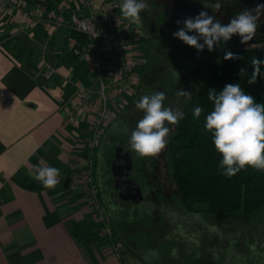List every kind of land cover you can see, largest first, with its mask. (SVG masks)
Segmentation results:
<instances>
[{"label":"crops","instance_id":"1","mask_svg":"<svg viewBox=\"0 0 264 264\" xmlns=\"http://www.w3.org/2000/svg\"><path fill=\"white\" fill-rule=\"evenodd\" d=\"M17 18L0 14V264H151L127 242L116 253L110 239L84 243L70 233L77 222L100 235L87 189L71 179V163L86 156L89 137L88 114L77 124L65 119L76 80L70 48L78 39L51 25L22 31ZM44 47L58 71L51 80L35 75ZM33 165L61 169L55 189L34 179ZM21 178L39 187L24 188Z\"/></svg>","mask_w":264,"mask_h":264},{"label":"rangeland","instance_id":"2","mask_svg":"<svg viewBox=\"0 0 264 264\" xmlns=\"http://www.w3.org/2000/svg\"><path fill=\"white\" fill-rule=\"evenodd\" d=\"M148 1L146 0V3ZM179 1L161 0L160 2L164 8H170L179 14ZM140 30L144 38L152 34L146 9L141 13ZM220 47L264 50V43L241 44L240 40L231 38L226 43L216 46L214 51L209 52L205 47L203 51L197 52L195 48L188 49L181 44L140 42L132 50V53L139 52L136 54V64L133 66L137 77L136 86L138 87L144 78L146 84L151 85L148 95L155 91H164L167 94L166 106L175 107L178 101H180L179 105H183L187 100L183 98L178 100L175 95L177 90L182 88L190 92L195 91L213 64L216 49ZM145 67L147 71L143 73L142 68ZM135 91L136 89L123 106L113 108L109 121L102 126L103 134L92 153L87 149H90L92 138L90 121L93 115L86 116L89 131L85 146L86 156L71 163L72 182L76 186L82 183L87 189L90 208L100 227L99 236L110 239L113 247V244L123 247L120 241L127 242L136 253L151 264H224L221 259L224 252L230 256L225 264H264V210L260 212L261 214L240 222L232 219L220 221L216 216H210L203 211L188 216L187 213L181 212L182 210H176L178 207L173 208L171 198L176 193V186L172 179L167 146L155 157H140L128 144L131 130L143 115L139 111L132 114L133 118L131 115L127 116L129 107H132L135 99ZM167 126L170 128V136L175 125ZM120 147V152H126L132 158V169H127L123 177L139 186L142 202L123 198L116 185L120 177L114 174L116 171L112 170V166L113 163L115 166L118 165L115 161V153ZM95 159L97 174L101 178L105 174L108 176L106 183L103 182V190L108 192L105 198L108 196L112 200V203H106L109 207L104 205L97 190L99 187L94 176ZM89 170L91 175L88 173ZM124 183L126 184V181ZM91 189H94L96 197ZM95 199L100 202L98 212L93 207ZM121 204H126L123 206L132 213L127 220L117 219L119 238L113 236V225L107 212L109 209L117 211L118 205L122 206ZM197 207L201 208V206Z\"/></svg>","mask_w":264,"mask_h":264},{"label":"trees","instance_id":"3","mask_svg":"<svg viewBox=\"0 0 264 264\" xmlns=\"http://www.w3.org/2000/svg\"><path fill=\"white\" fill-rule=\"evenodd\" d=\"M25 1L28 5L39 7L46 12L53 8V0ZM160 1H148L146 11L152 34L148 38L142 37L138 43L181 44L189 49L192 47L173 37V33L183 27V24H177V21H183L189 16L195 17L201 10H206L217 20L227 24L233 16L245 8L253 10L254 14L259 17L256 34L248 42L264 43V9H257L256 7L258 4L264 3V0H180L179 14L170 8H164ZM215 3L220 4L218 9L208 6ZM74 36L79 41H84L81 35L74 33ZM233 38L240 39L238 36H233ZM225 51L238 53L242 59L225 60ZM147 57H149L148 53ZM253 57L264 59V50L231 47L216 49L214 62L201 80L200 85L192 92L191 100L185 101L183 105L180 104L184 118L171 130L168 137L167 154L171 165L172 179L176 186V193L171 198V203L173 208L178 207L176 210H182L181 212L187 213L188 216L191 213L203 211L210 216H216L220 221L232 219L241 222L261 214L260 212L264 210V171L245 167L231 178L220 174L221 170L218 165L221 157L211 143V134L204 131V117L212 109V104L207 98L208 89L220 91L225 84L240 83L245 92L252 95L257 103H264V79L258 77L255 84L247 83V78L252 72L251 60ZM73 60V77L89 86L90 74L86 64L74 58ZM241 68L246 71L240 73ZM142 71L145 73L146 67L142 68ZM146 83L143 78L136 88L133 105L129 107L130 110L127 112L128 117L139 112L135 108V102L142 95H148L151 85ZM179 103L180 101L177 102V104ZM196 105L204 108V113L199 119L192 116V109ZM96 167L95 159L94 176L99 187V195L104 205L109 207L106 203H112V200L107 196L106 202L105 194L108 192L106 190L104 192L99 183L101 178L97 175ZM102 178L106 183L108 176L105 174ZM18 183L27 189L39 187L28 178H21ZM119 205L117 211L109 209L107 214L113 225V236L120 238V232L117 230L119 227L117 219L127 220L132 211L123 206L126 204ZM197 206H201V208ZM134 221L135 219L132 220V222ZM69 231L77 240L84 243H94L106 239L88 232L77 222H72L69 225ZM221 259L222 263L225 264L230 256L224 252Z\"/></svg>","mask_w":264,"mask_h":264},{"label":"clouds","instance_id":"4","mask_svg":"<svg viewBox=\"0 0 264 264\" xmlns=\"http://www.w3.org/2000/svg\"><path fill=\"white\" fill-rule=\"evenodd\" d=\"M208 6L218 9L220 4ZM147 7L146 0H122L120 13L124 19L135 23L141 19V13ZM256 7L264 9V3ZM258 18L253 10L245 8L224 24L208 11L201 10L195 17L177 21L183 27L175 31L173 37L195 48L197 52L203 51L205 47L211 52L233 36H238L241 44L252 40L258 28ZM224 59L240 60L242 57L238 53L225 51ZM251 68V75L247 78L250 85L255 84L258 77L264 79V59L253 57ZM245 71L244 68L240 69V73ZM175 95L178 100L183 98L190 101L192 98V92L182 88ZM207 98L212 109L204 117V131L211 134V143L221 157L218 165L220 174L231 178L245 167L264 171V103H257L240 83L225 84L220 91L208 89ZM166 99L164 91H155L150 95H142L135 102V108L143 115L131 130L128 144L140 157L160 154L168 143L170 128L167 125H177L184 118L180 105L166 106ZM202 113V106L193 107V118L199 119ZM32 175L44 188L55 189L60 183L61 169L33 165Z\"/></svg>","mask_w":264,"mask_h":264},{"label":"built area","instance_id":"5","mask_svg":"<svg viewBox=\"0 0 264 264\" xmlns=\"http://www.w3.org/2000/svg\"><path fill=\"white\" fill-rule=\"evenodd\" d=\"M121 3L122 0H60L46 12L28 5L25 0H0V14L17 13L21 19L12 20L22 31H31L38 25H51L55 30L66 28L84 38V41H72L70 51L74 59L86 64L90 85L79 80L73 82L74 97L65 110V119L74 124L85 113L93 115L88 152L98 145L103 134L102 126L109 121L113 108L123 106L137 87L133 68L136 55L132 50L143 37L140 20L133 23L124 19L120 13ZM57 73L44 47L41 65L35 75L51 80ZM91 192L96 197L94 189ZM93 207L100 211L98 199ZM113 245L119 253L120 246Z\"/></svg>","mask_w":264,"mask_h":264},{"label":"flooded vegetation","instance_id":"6","mask_svg":"<svg viewBox=\"0 0 264 264\" xmlns=\"http://www.w3.org/2000/svg\"><path fill=\"white\" fill-rule=\"evenodd\" d=\"M130 158H131V156H130ZM127 160H128V153L117 151L115 153V161L118 162V165L115 166V163H113V166H112V170L116 171V173H118V175L120 177L118 180L119 183H117L116 185L120 189V194L122 197H126L128 195L130 196L131 194L132 195L136 194L137 193L136 187H139L136 183L132 182L129 179L126 180L123 177V174L126 172L127 167L129 165H131V167H132V161H127ZM130 169H132V168H130ZM124 181H126V184L124 183ZM116 182H117V180H116ZM142 201H143V198L139 202H142Z\"/></svg>","mask_w":264,"mask_h":264},{"label":"water","instance_id":"7","mask_svg":"<svg viewBox=\"0 0 264 264\" xmlns=\"http://www.w3.org/2000/svg\"><path fill=\"white\" fill-rule=\"evenodd\" d=\"M117 151H121V147L120 148H118L117 149ZM127 161H131V158H130V156H129V154H128V160ZM131 168V165H129L128 167H127V169L129 170ZM116 172H114V174H115ZM116 174H118V173H116ZM115 174V175H116ZM67 185H68V181H66L65 182ZM136 191H137V193L136 194H131L130 196L128 195V196H126V197H123V198H125V199H132L133 201H135V202H139V201H141L142 200V194H141V190H140V188L139 187H136Z\"/></svg>","mask_w":264,"mask_h":264}]
</instances>
